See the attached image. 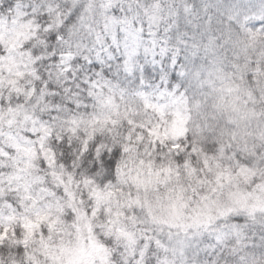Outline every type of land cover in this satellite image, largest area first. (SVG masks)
Listing matches in <instances>:
<instances>
[{"label":"snow or ice","instance_id":"snow-or-ice-1","mask_svg":"<svg viewBox=\"0 0 264 264\" xmlns=\"http://www.w3.org/2000/svg\"><path fill=\"white\" fill-rule=\"evenodd\" d=\"M0 264H264V0H0Z\"/></svg>","mask_w":264,"mask_h":264}]
</instances>
